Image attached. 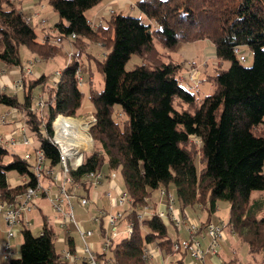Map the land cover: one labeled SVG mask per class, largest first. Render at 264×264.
Listing matches in <instances>:
<instances>
[{
  "label": "trees",
  "instance_id": "1",
  "mask_svg": "<svg viewBox=\"0 0 264 264\" xmlns=\"http://www.w3.org/2000/svg\"><path fill=\"white\" fill-rule=\"evenodd\" d=\"M103 1L49 0L59 17L54 26L42 30L61 43L55 45L40 43L26 13L10 0H0V62L21 66L22 46L45 59H66L67 45L72 51L57 71L56 84L46 73L34 77L23 74L20 98L0 83V105L23 114L38 143L34 147L43 151L50 166L59 168L60 151L51 141L52 124L59 114H82L85 93L78 72L83 75L96 117L90 129L94 147L84 153L78 168L70 169L71 176L79 183L90 172L105 169L109 178L111 172H119L130 197L121 225L133 224V234L113 240L101 257L110 254L116 264H150L143 257L147 245L173 251V242L179 239H172L165 222L158 216L140 222L137 214L155 190H168L170 184L175 185L182 216L189 206L206 208L208 218L202 222L198 237L206 235L205 226L212 222L222 200L230 205L228 225L246 244L248 253H264V199L253 197L255 191L264 192V0H137L135 6L157 27L143 16L121 10L103 16L95 27L87 12ZM100 40L107 51L98 59L89 47L92 41ZM199 40L215 45L219 61L213 73L204 78L212 84L205 95L181 83V65L157 46L175 50L181 42ZM238 46L251 52V66L235 54ZM135 54L141 63L127 70ZM83 58L96 64L103 89L96 88L91 68H83ZM36 90L44 104L39 109L34 101ZM193 136L200 139V146ZM13 171L26 177V184L12 186L8 173ZM36 182L31 161L0 146L2 196L12 199ZM21 231L20 256L13 264L65 263L57 248V232L46 217L39 234L26 226ZM68 240L74 252V240ZM240 263L238 258L225 262ZM174 264L186 263L178 259Z\"/></svg>",
  "mask_w": 264,
  "mask_h": 264
},
{
  "label": "built area",
  "instance_id": "2",
  "mask_svg": "<svg viewBox=\"0 0 264 264\" xmlns=\"http://www.w3.org/2000/svg\"><path fill=\"white\" fill-rule=\"evenodd\" d=\"M30 20V19H28ZM30 22V21H28ZM45 40H51V36L45 35ZM235 54L239 59L244 62L248 58V51L243 47H235ZM21 70L26 75H32L34 72L30 68L22 67ZM80 83H83V75L78 72ZM189 79L192 85H199V75L196 71H191ZM59 80L58 74L54 79L56 84ZM24 82L22 79L17 80L12 85L14 90H22ZM43 102L38 101L36 109L43 107ZM33 109V108H32ZM14 114L4 113L1 115V123H8L13 121ZM70 120L73 126H69ZM65 122V123H63ZM96 122V117L93 113H88L80 116L66 117L63 114H59L53 121V136L51 141L60 151V167L55 168L49 165L47 159L40 148H35V154L26 153L24 159L31 160L33 158V170L37 177L35 185H29L24 191L17 194L12 199L3 197L0 192V217L7 223V238L0 243V255L6 261V264H13L12 261L17 258L15 249L11 243L12 239L17 237L22 227H29L31 220L27 218V214L38 207L39 199L47 197L57 216L55 217L56 223L62 229L68 228L71 222L75 224L80 234L84 239L92 237L94 231L91 229H84L80 222L76 221V215L74 212L75 203L77 201L82 209L89 211L92 201L90 197L85 194H81L79 191L86 184L89 187L97 188L101 181L107 177L103 171L90 172L86 174L84 180L77 183L71 176L70 169H76L83 163V152H74V147L68 146L71 142L72 135L77 132L83 134L84 138H87L88 142H84L79 148L88 149L93 145L94 139L91 135L90 129ZM16 133L9 136H3L0 134V146L11 147L22 143L26 146L34 144L32 136L28 135V129L24 121L16 122ZM45 131V130H44ZM90 142V144H88ZM76 151H79L76 150ZM116 173L111 172L110 181L115 182ZM27 180L20 185L26 184ZM16 186V185H15ZM115 186V187H114ZM113 186L116 194L113 191H108L106 194L112 201V209H97V212L93 215L92 221L96 223L99 228L103 239L102 252H96L92 245L87 241H84L82 249V259L85 264H104V259L101 254H106L113 240L122 239L124 237H130L133 234V224L126 222L121 225V220L124 217V207L130 202V197L125 189H121L116 184ZM161 197L165 199L163 208L154 209L149 203L142 209L137 211L140 222H144L146 219H150L153 216L160 217L165 223L175 224L179 228L182 227L183 220L180 212L176 210L175 197L166 188H160ZM190 222V221H189ZM191 225L188 228L190 236L188 238H182L173 242L172 250L174 252L184 251L192 255L194 259L205 261V257L208 253L218 254L221 246V241L224 239L225 232L221 224L210 222L205 226L206 236L208 237V244L204 245L203 238L198 237L199 226L196 223L190 222ZM169 251V250H168ZM143 257L150 261L154 259L155 250L151 245H147L144 248ZM79 256L71 250H64L62 252V259L65 264L74 263Z\"/></svg>",
  "mask_w": 264,
  "mask_h": 264
},
{
  "label": "crops",
  "instance_id": "3",
  "mask_svg": "<svg viewBox=\"0 0 264 264\" xmlns=\"http://www.w3.org/2000/svg\"><path fill=\"white\" fill-rule=\"evenodd\" d=\"M102 3L105 4V6H108L110 3H112L114 8H117V9L122 11V9L125 8L128 3H130V0H117V1L116 0H105ZM32 7H33V4H30L27 8H31L30 11H32ZM87 15H88V12H87ZM104 16H106V15H104ZM92 17H93V19H91ZM92 17H89V19L94 24L93 21H95V20L97 21V18H96V16H92ZM95 24L98 25V23H96V22H95ZM45 34L48 35L49 32H47V30H43L42 34L40 36H43V35L45 36ZM49 37H50V35H49ZM197 50H198V52L200 51V53H202L201 58L202 57L204 58L203 64L205 66L203 67L204 71L201 70L202 72L199 70V64L196 62V60L199 58ZM179 52H181V54H182V52L184 53V54H182V56L185 59L184 64L177 62V60L175 59V54H177ZM169 55H170V58L173 62L181 65V67H182L181 71H180V81L183 85H185V83L192 84L190 82V79H189V74L191 73V71L194 70V71H197L198 75H199V85L197 87H202L203 85L205 86L206 83H208L210 85V87H209L210 89L208 92H205L201 88V91H202V92H200L201 95L208 94L210 92V90H212V84L210 82L204 80V78L213 73L212 71H214V67L216 65H218L219 61L217 60V57H216L215 45L210 40H199V41L192 42V43L181 42L178 44V46L176 47L175 50H172L169 53ZM190 63H192L191 67L193 69L191 71H190V68L188 66ZM15 73H16V71H13L10 74L6 73L4 76H2L0 78V83L3 86V88H5L6 90H9V91L12 90V85L16 81V80L14 81V79H13ZM36 76H38V75H36ZM186 87H188V86H186ZM93 111L94 110L82 112L81 115H84L85 113L86 114L93 113ZM4 113L14 114L13 121H10V122L5 123V124L1 123V115H3ZM19 121H23V114L21 112L15 110V109L4 108V107H1V105H0V134L1 135L9 136L11 134L13 135L15 132V135L17 137H19L18 133H16V130H15L16 124H17L16 122H19ZM25 147H26V145L19 143L17 145H14V149L12 150V152L20 154L19 150H21V149L24 150ZM8 148L10 149L11 147H8ZM26 153H28V151H25V154ZM24 155H23V157H24ZM18 176L19 177L12 178V180L8 179L12 186L19 185V184H21L27 180L26 177H22L20 175H18ZM107 184H108V186H110V190H113L114 191L113 193L116 194L115 190L113 189V186L116 184L119 187L118 182H116V180H115V182L110 181V178L107 177ZM91 190H92V187H85L84 186L83 188L80 189L79 192L81 194L87 195L88 197H92ZM168 190L170 191V188H168ZM105 193H107V192H104V195L100 196V191H98V188H97L96 200L92 201V205H91V207H92L91 209H93L91 211L93 214H95L97 212L96 208H98V209L103 208V209H109V210L112 209V201L107 196V194H105ZM101 197H102V200H100ZM147 201H148L149 205H151L154 209L163 208L164 203H165V199L163 197H161V194L159 193V195H158L155 192H153L151 194V196L149 198H147ZM38 202H39L38 203V209H34L33 211H31L30 213L27 214V218L29 220H31V225L29 226V228L31 229L32 225L35 223L36 217L38 218V220L42 219L43 217H46L50 221V223L53 225L54 229L57 232V243H60L63 245L60 250L58 249L60 251V253H62L64 250L69 249L68 238L72 237L74 240V243H75L74 253H76L79 256V258L72 264H85L83 259L81 258L84 242H83V244L77 242L76 237H74L72 235V232L69 228H67V230L62 229L61 227H59V225L56 223L55 220L53 222L50 220L51 217H49L47 215V213L49 210L48 205L50 206L51 203H50L48 198L43 197L42 199H39ZM74 203L78 207L79 214H81V213L87 214L90 212V211H87L85 209H82L77 201H74ZM221 204H222L221 201H219L218 202V210L211 217L212 222L217 223V224H221L223 226V229L225 232V236H224V239L221 241V246H220V250H219L218 254L208 253L205 257V261L203 262V261H198L196 259L191 258L189 256V253H185V252H183V253L178 252L177 253V252H174L171 250H169V251L166 250V252H164L159 246L154 245V244H149L155 250V256L156 257L150 261H148V260L147 261L150 264H174L178 259H182L186 264H225V262H228L233 258H238L242 262L244 256L241 253H242V250H244V246L246 244L244 245V243H242L240 240L239 241L237 240V238H236L237 236L233 233L230 226L228 225L230 212H229V214L223 216V218L219 217V219L216 220V214L219 213V211L222 207ZM200 206L207 215V217H205V219L203 220V221H205L208 218V212L204 206H202L201 204H200ZM228 206H230V205H228ZM228 206H226V208H228ZM187 208L184 210V216L188 217L189 221H194V223H196V221H200L199 219H195V218L191 219L188 215ZM176 210L178 212H180L181 215H183L180 206L176 205ZM37 211L39 213L35 214ZM84 211H86L87 213H84ZM88 220H86V222L89 223L90 226L92 224L96 228L94 230V229H92L94 227H88L87 226L88 228H90L91 230L94 231L93 236L89 238V242L96 252L101 253L102 248H103V246H102V244H103V239H102L103 233H101L99 226L96 223L95 224L93 223L92 219L91 220L88 219ZM165 224L168 226L169 229L172 230V233L170 232V235H171L172 239H174V240L175 239L188 238L190 236V233L188 232V226H187L188 223H186V225L182 226L181 228L174 227L170 223H165ZM81 225H82V223H81ZM84 225H82V227L84 229H86L85 228L86 225L85 226ZM7 229H8L7 223L0 217V243H2L3 241L6 240ZM203 234H205V233H203ZM11 243L13 245V248L15 249L16 257H19L20 256V246L22 244V241H20V240L18 241V236H17L14 239H12ZM205 243L208 244V238L205 239ZM247 250H248V248H247ZM109 255L110 254H108L107 257L104 259V264H116V262L113 259H111ZM189 258L192 259V261H193L192 263L189 260ZM0 264H6V261L4 260V258L1 255H0Z\"/></svg>",
  "mask_w": 264,
  "mask_h": 264
},
{
  "label": "rangeland",
  "instance_id": "4",
  "mask_svg": "<svg viewBox=\"0 0 264 264\" xmlns=\"http://www.w3.org/2000/svg\"><path fill=\"white\" fill-rule=\"evenodd\" d=\"M10 1L13 2V3H15V5H17V7L19 9L23 10L26 13V21L27 22L30 21V23H32V25H34V27L36 28L37 33L39 35L38 41L40 43H43V44L44 43H47V44L49 43V44L61 45V43L54 42L53 40H48V41L45 40L46 38H44V35L43 36H40L42 34V31H43L42 29L44 28V26H46V27L54 26V24L58 21V17L59 16L53 10V8L51 7V5L49 4V0H10ZM136 1L137 0H130V3H128L127 6L122 9L123 13L129 14V15H134V16H143L145 18L146 22H149V23L153 24L154 27H157L158 25H157V23L155 21L149 20L135 6ZM30 4H33L32 11H30L31 8H27ZM114 11H120V10L117 9V8H114V6L112 5V3H110L108 6H105V4L102 3V4H99L98 6L90 9L88 11V16L89 17L96 16L97 21L95 20V21H93L94 24L92 23V25L96 27L97 25L95 24V22L96 23H99L102 20V18H103L104 15H106L107 17H110V15ZM28 19H30V20H28ZM91 19H93V17ZM48 29H51V28H48ZM49 31H52V29L49 30ZM53 32H55V30H53ZM45 35H47V34H45ZM157 46L162 51V53H164L166 56H168L170 58L169 53L172 51L171 49H169V48H167V49L166 48H163L159 44ZM65 49H66L67 55H68L66 59H65V57H60V56H58L56 58H53V59L52 58L51 59H45V58L41 57V55H38L37 53L31 52L27 47L22 46L21 47V55H22V63H21V66L8 67L3 62H0V78L2 76H4L6 73L10 74L13 71H16L13 79H14V81L15 80L16 81L17 80H20V79H22L23 74H24V72L21 70V68L24 67V68H30L34 72V74L28 75V76L34 77V76L40 75L42 73L48 74L50 76L51 83H52L54 81L55 77L57 76V71L60 70L64 66L65 63L68 62L69 56L72 55V51L70 50L69 46H66ZM89 51L92 54H94V56H96L99 59V58H103L104 57V55H105V53H106L107 50L104 47V44H103L102 40H100L98 43L92 41L90 43ZM197 52H198V50H197ZM182 54H184V53L182 52ZM182 54H181V52L175 54V59L177 60V62H179L181 64L182 63L184 64L185 59L182 56ZM201 54L202 53H200V51H199L198 52V55H199L198 57L199 58L196 60V62L199 64V70L200 71L203 70V67L205 66L203 64L204 58L203 57L201 58ZM140 63H141L140 56H138V55L135 54V55L132 56V58L127 63L126 69L127 70H132L133 68H135V66L137 64H140ZM252 63H253L252 54H251V52H249L248 53V58H247L246 61H244L243 64L246 65V66H251ZM191 64L192 63H190L188 65L189 68H190V71L193 70L192 67H191ZM228 65L229 64L227 62L224 63V66L225 67H228ZM82 66L85 69H87V67H90L91 68V71L92 72H91L90 75H91V77H92V79L94 81V84H95L96 88L99 89V90L103 89V87H104V80H103V77L100 74V72L97 70V67H96V64L94 63V61H92L91 63H89L88 60H87V58H83V60H82ZM85 77H84V79H85ZM84 83H85V81H83V85L81 86V89L85 93V98H84L83 106L81 108V112H86V111H89V110H94L93 104H92V102L90 101V98H89V85H88V83H86V84H84ZM185 85L188 86V88H190L191 90L195 91L199 95H201L200 92H202L201 91V88L205 92H208L209 89H210L209 88L210 85L208 83H206L205 86L203 85L202 87H197L195 85L188 84V83H185ZM9 92L10 93H16V94L19 95L20 98H23V91H21V90H14L12 88V90H10ZM40 95H41V92L39 90H36V92H35V100H34L35 103H37V101H39L38 99H39V96ZM1 107H4V106L1 105ZM66 117H70V116H66ZM73 117H76V116H73ZM28 135L29 136H32L29 131H28ZM192 139H193V141L195 143H197V145H199V146L201 145L200 139L198 137L193 136ZM34 146L37 147L38 146V143L37 142H34L33 145L26 146L24 150L21 149V150H19V152H20V154L22 156L25 154V151H28V153H31L32 155H34L35 154ZM93 147H94V142H93V145L91 147H89L88 149H85L86 148L85 147V148H82V150H80V151H82L83 152V155H84L85 152L90 151L91 149H93ZM13 149H14V146H11L10 150L12 151ZM30 161L32 163L33 158ZM196 165L198 166V168L200 167V161H199L198 158L196 159ZM106 171L107 170L104 169L103 170V173L106 174L107 173ZM120 175L121 174L119 172L118 173L116 172V177H115L114 180H116V182H118L120 188L125 189L123 179H122V177ZM15 177H19L18 174H17V172L13 171V172H9L8 173V179L9 180H12V178H15ZM101 183L102 184L97 187L98 188V191H100V196L101 195H104V192L111 191L110 190V186H108V184H107V177H105L101 181ZM97 188L94 187L91 190V195H92V197H90L91 201H95L96 200ZM162 188H164V187H162ZM169 188H170V192H172V194L175 197V203H176L175 206L176 205L179 206V202H178V200L176 198V188H175V185L174 184H170ZM154 192L159 195L160 188L157 189V190H155ZM253 197L254 198H262V199H264V192L255 191ZM100 200H102V197L100 198ZM221 203H222L221 204L222 207H221L219 213L216 214V220H218L219 217L220 218L221 217L223 218V216L229 214V212H230V206H228L229 203L226 202V201H222V200H221ZM226 206H228V208H226ZM91 208L92 207L89 206V208H88L89 211H90L89 213H87L86 211H84V213H87V214H82V213L79 214L78 207L75 204L74 212H75V215H76V221L81 222L82 225L85 224L86 225V227H85L86 229H90L88 227H94L92 224L90 226L89 223L86 222V220H88V219L91 220L92 217H93V215H94L92 213V211H91L93 209H91ZM36 209H38V207ZM48 209L49 210H48L47 215L52 218V219L50 218V220L53 222L55 220V217L57 216V214H56L55 210L53 209L52 204L50 206L48 205ZM97 209L98 208H96V211H97ZM187 212H188V215H189V217L191 219H194L195 218V219H199L201 221V222L200 221H196V224L199 226V231H200V226L202 224V221L205 219V217H207V215L204 212V210L201 208V206L199 204H195L193 206H189L187 208ZM38 213L39 212L37 211L35 214H38ZM181 217H182V220H183L182 226H185L186 223H188V225H187L188 228H191V227H189L191 225L190 222L194 223V221H190L189 222V218L188 217L182 216V215H181ZM43 224H44V217L42 219H39V220L36 217L35 223L31 227V230L33 231V233L34 234H39L41 232V230H42ZM67 226L71 230L72 235L74 237H76L77 242L83 244L84 241H87L88 243H90L89 242V238L90 237L87 238V239H84L82 237V235L80 234L79 230L76 228V226H75L74 223L71 222ZM92 229L95 230L96 228L94 227ZM66 230H67V228H66ZM169 230L172 233V230L171 229H169ZM17 236H18V241L20 240V241L23 242V239L24 238H23V233H22L21 230H20V232L18 233ZM204 236H206V235H204ZM237 240L239 241L238 238H237ZM62 246H63L62 244L57 243V247H58L59 250L62 248ZM241 254H243V256L245 258L243 257V260H242V262L240 264H264V253H259V254L255 255V256H252V255H250L248 253V250H247V246L246 245L244 246V250H242V253ZM189 256L191 258H193L191 254H189ZM191 258H189V260L192 263L193 261H192ZM198 261H201V260L198 259Z\"/></svg>",
  "mask_w": 264,
  "mask_h": 264
},
{
  "label": "bare ground",
  "instance_id": "5",
  "mask_svg": "<svg viewBox=\"0 0 264 264\" xmlns=\"http://www.w3.org/2000/svg\"><path fill=\"white\" fill-rule=\"evenodd\" d=\"M70 120H67L66 122H69ZM63 123H65V122H63ZM69 126H73V124H72V122L70 121L69 122ZM74 135H72V139H71V142L72 143H69L68 144V146H71L72 144V146L74 147V149H73V151L76 153V152H79V154H78V156L80 157V153L82 152V151H80V150H82V148H79V146L81 145V144H83L84 142H88L87 141V138H84V136H83V134H81V133H79V132H77V130H75V133H73ZM88 144H90V142L88 143ZM79 149V151H76V150H78Z\"/></svg>",
  "mask_w": 264,
  "mask_h": 264
}]
</instances>
